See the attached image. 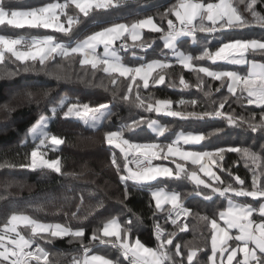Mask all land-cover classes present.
I'll use <instances>...</instances> for the list:
<instances>
[{
	"label": "snow or ice",
	"instance_id": "1",
	"mask_svg": "<svg viewBox=\"0 0 264 264\" xmlns=\"http://www.w3.org/2000/svg\"><path fill=\"white\" fill-rule=\"evenodd\" d=\"M122 3L123 0H63V3L54 0L36 7H13L9 0H0V26L6 25L13 29H51L69 36L71 40L69 43L58 41L51 34L25 37L0 33V64L16 65L15 71L6 66L4 75L42 72L58 81L71 80L73 76L69 71L70 63L65 62L79 57L81 68L87 69L90 66L92 77H95L97 71H101L111 79L113 85L117 84L119 78H123L127 91L118 97L117 91L113 90L112 97L127 102L130 108L180 120L222 118L229 125L246 126L252 132H264V62H258L254 58L257 55L264 57V37L221 40L214 50L205 41L198 55L186 54L180 48L184 42L182 38L185 37L192 44L200 43L197 33L215 34L254 26L264 29V0H239L242 10L233 0H178L160 14L161 22H167L166 28L162 23L157 24L152 16H147L131 24L113 22L86 34L82 39L74 37L73 26L81 21L79 16L70 15L67 11L72 6L84 17H89L93 11L116 9ZM169 16H174L175 20L168 18ZM61 17L65 18L64 21ZM144 30L160 34L159 39L163 42L161 56L165 58L137 64L124 62L122 52L132 50L131 55L137 57L134 49L143 50L152 46V42L144 39ZM129 40L133 43L129 44ZM101 48L102 52L99 51ZM164 50H168L183 69L196 74L195 87L204 97L211 98L213 91L220 93L225 87L227 95L211 99V105L217 106L210 105L203 110H196L197 99H181L178 101L180 107L174 109L171 99H154L151 94L141 95V89L148 90L150 84H165V75L172 63L167 59L168 52ZM58 58L60 62H56ZM204 60L214 65H246L247 71L242 73L195 63ZM200 74L213 82H220L219 85L213 89L212 84ZM88 75L85 70L83 76L77 74L75 78L82 83L92 84V80L85 79ZM96 86L107 90L102 82ZM176 86L174 83L169 85ZM179 86L190 87L182 74ZM133 93L134 99H130ZM44 95L47 96L48 93L45 92ZM36 103L39 104V101ZM233 103L243 108L254 106L260 111L257 113L252 110L248 115L239 114L231 108ZM226 104L229 105L228 109H225ZM189 106L192 110H189ZM49 111L50 115L41 114L29 130L33 141L38 140V143H34L30 153L25 155L28 162L17 165L5 160L0 163V169H47L59 174L62 172L61 158H50L48 153L57 151L65 143V138L49 130V121L57 117L79 118L85 125L98 128L102 121L117 115L112 111L110 102L92 105L78 99L61 100ZM145 122L156 137H163L171 130L170 125L141 115L139 118H130V122L122 123L117 130L104 132V142L113 149L111 165L120 182L125 185L124 198L127 199L130 195L128 182L134 188L142 190L144 186H151L152 182L160 178L190 180L196 186L195 195H202L205 201L212 200L214 195L224 198L227 206L218 211V219L211 218L209 221L208 216L195 214L199 220L210 224V254L193 241H187L183 247L179 242L174 243L177 232L167 231L159 222L157 213H166L165 223L170 221L179 232L187 231L188 225L182 222V218L186 220L193 214V210L185 205L182 192L149 187L151 201L155 202L152 211L155 247L147 246L140 239L138 229L143 222L135 214L123 221L118 216H112L103 222L102 227L93 228L89 236L88 225L82 222L74 228L68 223H45L24 211H13L0 225V264H53L49 259L50 251L43 245L64 238H68L69 244L78 245L73 250L75 254L69 264H200L198 252L205 253L203 264H264V145L260 146V151L254 150L253 146L207 149L203 142L214 133L193 131H180L175 134L174 140L167 143L134 142L126 138V132L135 131ZM219 131L221 129L215 130ZM195 146H200V149ZM116 150L119 151V157ZM228 153L238 154L239 160L228 165ZM155 161L161 163H154ZM163 161L175 164V171ZM240 161L250 174V183L234 170V165ZM188 163L197 166L199 173L207 179H202L195 169H188ZM205 189L209 191H204ZM234 197L251 198V202ZM97 207H103V203L100 202ZM76 208L77 211L70 213V218L87 220V215L78 216L80 205H76ZM128 211L131 212V209ZM64 215L68 217L69 213L64 212ZM22 230H30V234ZM98 244L110 245L116 255L95 253L93 249ZM185 248L188 249L187 252L183 250ZM55 264H60L59 256Z\"/></svg>",
	"mask_w": 264,
	"mask_h": 264
},
{
	"label": "trees",
	"instance_id": "2",
	"mask_svg": "<svg viewBox=\"0 0 264 264\" xmlns=\"http://www.w3.org/2000/svg\"><path fill=\"white\" fill-rule=\"evenodd\" d=\"M9 2L13 7H32L54 2V0H9ZM59 2L63 3V0H59ZM177 2L178 0H123L120 7L108 11H93L89 17H84L74 6L67 11L70 15L79 16L81 22L73 26V34L74 37L82 39L86 34L98 31L113 22L131 24L135 20L143 19L147 16H152L157 24L162 23V26L166 28L167 22L166 20L161 22L160 14ZM233 3L241 10L243 9L239 0H233ZM168 18L175 20L174 16H169ZM64 19V17H61L62 21ZM65 27H67V24H65ZM0 33L23 35L25 37L51 34L58 41L71 42L69 36L54 32L51 29H13L5 25L0 26ZM159 36V33H151L148 30H144V39L152 42V46L146 51L134 49L137 57L131 55L132 50L127 53L122 52L124 62L132 64V62L138 63L152 57L165 58L161 56L163 42L159 39ZM260 37H264V29L258 26L230 32L221 31L215 34L197 33L200 43L192 44L189 38L185 37L182 38L184 42L181 43L180 48L185 53L189 52L193 55H198L202 43L205 41L209 42V47L214 50L221 40ZM130 42L133 43L131 40ZM164 51L168 52V50ZM170 56L171 53L168 52V57L170 58ZM254 58L257 61L264 62V57L257 55ZM79 59V57H76L74 61L65 62L66 64L70 63L69 71L73 76L71 80L58 81L42 72H20L21 75H17L12 79L6 75H0V163L5 160L17 165L28 162L25 160V155L30 153L34 143H38V140L33 141L29 132L30 128L41 114L50 115V108L59 104L61 100L69 99L75 101L78 99L81 102L96 105L99 104V99L95 97L96 92H103L110 99L112 98L110 107L117 114L110 120L102 121L98 128H91L85 125L79 118L63 119L57 117L51 119L49 130L53 134L65 138V143L57 151H50L48 156L50 158H56L57 156L61 158L62 172L58 174L47 169L31 171L28 168L20 167L0 169V225L7 220L13 211H24L39 220L68 223L69 226L74 228L82 222L88 225L87 234L90 236L93 228L102 227L103 222H106L112 216H118L123 221L125 218L135 214L140 216L143 222L138 229L140 239L146 245L155 247L156 242L152 230V211L154 210L155 202L151 201L149 187L154 188L156 185H164L169 189L181 191L185 205L192 208L193 214L189 215L185 222L188 225V229L185 232H179L178 229L171 225L170 221L165 223L164 217L166 213H157L160 217L159 222L167 231L177 232V238L174 243L179 242L183 247L187 241L197 239L199 241L198 246L205 249L207 254H210V224L208 221L199 220L195 214L199 213L200 216H208L210 221L211 218L218 217V211L225 207L227 201L217 195H214L212 200L205 201L202 195H195L196 186L186 178L179 180L160 178L152 182L151 186H144L142 190L134 188L131 182H128L130 195L125 199V185L120 182L119 176L111 165L110 158L113 149L104 142V132L117 130L122 123L130 122V118H139V116L143 115L150 119L160 118L165 125L171 126V130L165 133L163 137H156L145 122L135 131L126 132V138L134 142L160 140L163 143H167L177 129H195L205 134L214 133L203 142L204 147L207 149L229 146H253L256 151H260V146L264 145V132H252L246 126L244 128L237 127V131L232 127L233 125H229L222 118L180 120L165 115L145 113L143 109L130 108L127 102H122L118 98L119 94L127 91L126 82H124L123 78H119L117 84L113 85L111 79L101 71H97L95 77H92L90 75L92 71L90 66L87 69L81 68ZM56 62H60L59 58ZM196 63L212 68L232 66L234 67L233 69L242 73L247 71L246 65H214L207 60L196 61ZM6 66L8 68L9 64H4L2 69H5ZM181 67L179 64L172 65L169 70H174L173 77L182 74L186 80L191 82L192 85L184 89L185 91L183 90L182 92V88L181 90L173 89L167 84L155 86L150 84L148 90L141 89V95L148 96L151 94L154 99H171L175 103L181 99H197L196 110H203L205 109L203 108V102L207 101L208 106H210L211 99H218L221 95L227 93L225 87L221 89L220 93L213 91L211 98L204 97L202 92L199 96H193L194 93L197 94V88L195 87L197 83L196 74ZM85 70L89 73L85 79L92 80V84L82 83L75 78L77 74L83 76ZM201 76L203 77V74ZM203 78L212 84L213 89L220 83L218 81L213 82L207 77ZM168 80H171V78L166 74L165 82H168ZM101 82L106 86L107 90L105 87L96 86L101 84ZM12 89L19 91V98H16L15 103H11L9 99V92ZM113 90L118 93L117 99L112 97ZM45 92L48 93L47 96L44 95ZM29 93L32 95L29 96ZM191 93L192 96H190ZM134 95L135 93L130 99H134ZM37 100L39 104L36 103ZM211 106L215 107L217 105ZM189 107L191 108V106ZM228 108L229 105L226 104L225 109ZM231 108L235 109L236 113L243 115H248L252 110L257 113L260 111L255 109L254 106L243 108L235 103L231 104ZM240 128H243L244 131H240ZM216 129H221V131L215 132ZM233 134H237V137L234 138ZM244 134L250 136L251 143L249 140L242 141L241 136ZM116 151L119 157V151ZM238 160L239 157L236 153H228L226 155V163L228 165H233V162ZM120 162L121 164L123 163L122 158ZM234 170H236V174L247 178L250 183V174L243 166L242 161L234 165ZM204 191L209 190L205 189ZM237 199L251 202V198ZM100 202L103 203V207H97ZM76 205H80L78 216L87 215V220L78 221L70 218V213L77 211ZM129 209H131V212L128 211ZM64 212H68L69 216L66 217ZM22 231L30 234V230ZM43 246L50 251L49 259L53 264H55L58 256L60 264H68L72 259V255L75 254L73 250L78 247L76 243L69 244L68 238L56 239L51 244H44ZM94 250L104 252L110 256L116 255L115 250L111 249L110 245L98 244ZM183 250L185 252L188 251L186 248ZM198 258L200 259V264H203L206 258L205 253L198 252Z\"/></svg>",
	"mask_w": 264,
	"mask_h": 264
},
{
	"label": "rangeland",
	"instance_id": "3",
	"mask_svg": "<svg viewBox=\"0 0 264 264\" xmlns=\"http://www.w3.org/2000/svg\"><path fill=\"white\" fill-rule=\"evenodd\" d=\"M24 6H26V4H24ZM20 7H23V6H20ZM27 7H31V6H27ZM32 7H36V6H32ZM154 19V18H153ZM154 21H155V19H154ZM156 22V21H155ZM182 50V49H181ZM183 51V50H182ZM189 53V52H188ZM187 53V54H188ZM123 53H121V55H122ZM171 56H172V54H171ZM143 57V56H142ZM152 59H164V58H161V57H158V58H154V57H152V58H149V59H147V60H142L141 62H150ZM167 59L168 60H170L171 61V63H172V65H177V63L175 62V58L174 57H172V58H169L168 56H167ZM141 62H138V63H141ZM258 62H261V61H258ZM196 63V62H195ZM202 63V62H201ZM201 63H197L198 65H201ZM134 64H137V62H135ZM4 67V64H2L1 66H0V75H4V69H2ZM176 67V66H175ZM15 68H16V65L15 64H9V67H8V69H10V70H12V71H15ZM182 68V67H181ZM234 67H232V66H227V68L226 69H233ZM183 69V68H182ZM233 70H235V69H233ZM167 74L169 75V77L171 78V80H168V82H165V84H167V86H169L170 84H175V85H177L176 87H171V88H173V89H180L181 90V88H182V86H179V78H180V76L179 75H177V77H173L172 75L174 74V70H169V69H167ZM17 75H21V73L19 72L18 74H16V75H14V76H9L11 79L13 78V77H15V76H17ZM201 75V74H200ZM6 76H8V75H6ZM165 78H166V75H165ZM186 80V79H185ZM190 85H192L191 84V82L190 81H188V80H186ZM196 82V81H195ZM184 89H186V88H182V92H183V90ZM185 91V90H184ZM197 91V94L196 93H194L193 94V96H199L200 94H201V91H199L198 89L196 90ZM39 92V91H38ZM10 94H9V99H10V102L12 103V102H14L15 103V100H16V98H19V91L18 90H10V92H9ZM182 94V93H181ZM96 96V98H98L99 100H102V99H105L107 102H102V103H108V102H111V100H112V98L110 99V97L108 96V95H106V94H104L103 92H96V94H95ZM224 95H227V93L226 94H224ZM190 96H192V93L190 94ZM218 97V96H217ZM187 101H190V100H187ZM174 102V101H173ZM204 104H203V108H208L209 106H208V102L207 101H205V102H203ZM180 106L178 105V101L175 103H173V108L174 109H178ZM189 110H192V108H190L189 107ZM49 124H50V121H49ZM101 124V123H100ZM235 130H237V127L238 126H235V125H233L232 126ZM244 128V127H243ZM243 128H240V131H244V129ZM238 131V130H237ZM246 131V130H245ZM246 132H248V131H246ZM234 135V138L235 137H237V134H233ZM233 138V139H234ZM250 138V136H248L247 134H244V135H242L241 136V139H242V141H245V140H249L250 141V143H251V140L249 139ZM29 215V214H28ZM35 218V217H34ZM37 219V218H36ZM42 222H45V223H61V222H58V221H51V222H47V221H43V220H41ZM183 222H185V221H183ZM190 241H193L196 245H198L199 244V241L197 240V239H192V240H190ZM148 246V245H147ZM149 247H153V246H149Z\"/></svg>",
	"mask_w": 264,
	"mask_h": 264
},
{
	"label": "crops",
	"instance_id": "4",
	"mask_svg": "<svg viewBox=\"0 0 264 264\" xmlns=\"http://www.w3.org/2000/svg\"><path fill=\"white\" fill-rule=\"evenodd\" d=\"M120 23H122V22H120ZM99 51L102 52L103 49H100ZM186 54H187V53H186ZM172 57H174V56H170V58H172ZM132 64H134V63L132 62ZM102 102H107V101H106L105 99L99 100V103H102ZM108 103H109V102H108ZM154 119L157 120V121H159L161 124H164L160 118H154ZM150 131H151V130H150ZM180 131H185V132H187V131L202 132V131L195 130V129H184V128H179V129H177V130L175 131V133L172 135V137H171V139H170L169 141L174 140V139H175V134L178 133V132H180ZM151 132H152V131H151ZM152 133H153V132H152ZM153 134H154V133H153ZM154 135H155V134H154ZM154 141H156V142H162V141H160V140H154ZM169 141H168V142H169ZM162 143H163V142H162ZM186 147H188V146H186ZM195 147H196L197 149H200V148H198V146H195ZM154 163H161V161H155ZM162 163L166 164L168 167L173 168V170L175 171V164H172V163H170L169 161H163ZM181 163H183V162L181 161ZM186 167H187V168L190 167V170L195 169V170L197 171L198 175H200L202 179H207L206 177L203 176L202 173H199V170H198V167H197V166H193V165H191L190 163H188V164L186 165ZM214 170H216V169H214ZM156 187L164 188L166 191L173 190V189H169V188H167V187L164 186V185H156L154 188H156ZM175 190H176V189H175ZM234 199H237V198H234ZM237 200H240V199H237ZM242 201H243V200H242ZM226 206H227V203H226L225 207H226ZM165 207H167V206H165ZM217 219H218V217H217ZM185 222H186V221H185ZM185 222H183V223H185ZM218 222H220L221 224L223 223L222 221H219V220H218ZM94 252H95V253H98V254H105V255H107V254L104 253V252H100V251H96V250H94ZM109 256H110V255H109Z\"/></svg>",
	"mask_w": 264,
	"mask_h": 264
},
{
	"label": "built area",
	"instance_id": "5",
	"mask_svg": "<svg viewBox=\"0 0 264 264\" xmlns=\"http://www.w3.org/2000/svg\"><path fill=\"white\" fill-rule=\"evenodd\" d=\"M128 43H129V44H132V43H130V41H128ZM147 49H148V48L142 50V49L137 48V50H140V51H146ZM130 51H131V50H130ZM187 218H188V217H187ZM186 220H187V219H186ZM186 220H184V218H182V222H183V221H186ZM68 264H69V263H68Z\"/></svg>",
	"mask_w": 264,
	"mask_h": 264
}]
</instances>
